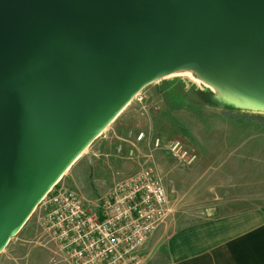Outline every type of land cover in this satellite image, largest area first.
I'll return each instance as SVG.
<instances>
[{"label":"water","instance_id":"1","mask_svg":"<svg viewBox=\"0 0 264 264\" xmlns=\"http://www.w3.org/2000/svg\"><path fill=\"white\" fill-rule=\"evenodd\" d=\"M184 69L264 114V0H0V253L135 95Z\"/></svg>","mask_w":264,"mask_h":264},{"label":"rangeland","instance_id":"2","mask_svg":"<svg viewBox=\"0 0 264 264\" xmlns=\"http://www.w3.org/2000/svg\"><path fill=\"white\" fill-rule=\"evenodd\" d=\"M208 86L189 74L147 85L140 92L141 102L133 98L115 120L120 123V131L114 129L116 123L108 126L102 133L114 129L115 136L103 143L99 142L101 138L91 143L56 187L74 192L85 205L94 206L114 187L151 168L168 193L170 209L164 220L172 222L168 235L179 228L180 222H195L215 214L210 211L213 206L219 199L225 202L223 199L231 198L232 192L250 195L251 204L255 200L264 204V123L224 112L232 110H224L227 103L217 99V91ZM163 90L176 91L186 100L169 107ZM258 116L264 121V114ZM139 133L145 138L136 142ZM157 138L162 144L155 149ZM172 141H179L195 157L191 165L171 155L168 147ZM117 143L122 146L116 152ZM187 199L189 205L184 207ZM20 231L18 241L7 244L0 254V264H49L53 257L61 260L56 243L43 226L40 205ZM148 243L141 264H146Z\"/></svg>","mask_w":264,"mask_h":264},{"label":"built area","instance_id":"3","mask_svg":"<svg viewBox=\"0 0 264 264\" xmlns=\"http://www.w3.org/2000/svg\"><path fill=\"white\" fill-rule=\"evenodd\" d=\"M134 99L141 102L140 92ZM136 136V142L144 139ZM159 138L153 142L161 146ZM168 151L186 166L195 157L172 141ZM94 206L56 185L41 199L43 226L60 252L49 264H141L150 236L164 222L169 200L160 179L145 168L113 188Z\"/></svg>","mask_w":264,"mask_h":264},{"label":"crops","instance_id":"4","mask_svg":"<svg viewBox=\"0 0 264 264\" xmlns=\"http://www.w3.org/2000/svg\"><path fill=\"white\" fill-rule=\"evenodd\" d=\"M115 120L111 124L116 123L118 126L114 129L119 132L120 123ZM114 129L111 133L105 134V131L95 140L104 139L99 140L103 143L113 138ZM121 146L117 143L114 150L117 152ZM229 196L231 198L223 199L225 202L217 201L210 210L216 212L212 216L180 222L179 228L170 235L167 233L172 222L159 226L147 241L150 248L146 264H264V204L258 200L251 204L250 195L243 196L239 192ZM185 205H189V199ZM17 234L9 243L18 241Z\"/></svg>","mask_w":264,"mask_h":264},{"label":"trees","instance_id":"5","mask_svg":"<svg viewBox=\"0 0 264 264\" xmlns=\"http://www.w3.org/2000/svg\"><path fill=\"white\" fill-rule=\"evenodd\" d=\"M165 92V96H163V98L166 100V103L169 107L173 106L171 105L173 102L177 103L178 105H182L184 103L185 99V95H182L176 91H170L169 92L167 90H163ZM162 95H164L162 93ZM179 98L178 102L172 101V99H176ZM173 103V104H174ZM224 110H232V111H224V112H229V113H233V116H238L239 114H242L243 116H241V119L245 120V121H255V122H262L264 123V121H261L259 118V114L257 113H250V112H242V111H238L232 108H224ZM257 117V118H255ZM261 123V124H262ZM262 126L264 127V124H262Z\"/></svg>","mask_w":264,"mask_h":264},{"label":"bare ground","instance_id":"6","mask_svg":"<svg viewBox=\"0 0 264 264\" xmlns=\"http://www.w3.org/2000/svg\"><path fill=\"white\" fill-rule=\"evenodd\" d=\"M178 74H189L193 79H195L196 81H198V83H203V84H205L206 86H208L205 82H203V81L199 78V76L196 74V72H195L194 70H190V69H184V70L175 71V72H172V73H170V74L164 76L163 78L172 77V76H174V75H178ZM208 87H210V86H208ZM84 151H85V150H84ZM84 151L82 152V154L84 153ZM82 154H81V155H82ZM79 157H80V156H78V157L76 158V160L73 162V164L79 159ZM73 164H71V166H72ZM71 166H70V167H71ZM68 170H69V168H68ZM68 170H67V171H68Z\"/></svg>","mask_w":264,"mask_h":264}]
</instances>
